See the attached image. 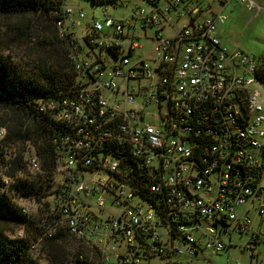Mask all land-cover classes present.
Listing matches in <instances>:
<instances>
[{"label": "built area", "instance_id": "built-area-1", "mask_svg": "<svg viewBox=\"0 0 264 264\" xmlns=\"http://www.w3.org/2000/svg\"><path fill=\"white\" fill-rule=\"evenodd\" d=\"M57 1L75 82L37 104L59 125L38 243L64 231L97 264H215L234 232L264 243V65L223 42L233 0H89L102 18L86 23ZM26 163L42 171L32 149Z\"/></svg>", "mask_w": 264, "mask_h": 264}, {"label": "trees", "instance_id": "trees-1", "mask_svg": "<svg viewBox=\"0 0 264 264\" xmlns=\"http://www.w3.org/2000/svg\"><path fill=\"white\" fill-rule=\"evenodd\" d=\"M57 5V0H0V126L6 130L0 137V242L5 245L0 264H36L30 252L42 226L22 212L16 195L33 194L42 201L49 194L55 171L51 139L59 125L37 104L39 99L59 97L75 82L68 49L54 23ZM30 149L41 162L38 174H28L25 153ZM5 176H17L16 181L4 188ZM18 221L21 235L4 242L5 228ZM69 236L60 231L41 243L49 242L52 248L71 238L79 253L72 264H97L96 247Z\"/></svg>", "mask_w": 264, "mask_h": 264}, {"label": "rangeland", "instance_id": "rangeland-1", "mask_svg": "<svg viewBox=\"0 0 264 264\" xmlns=\"http://www.w3.org/2000/svg\"><path fill=\"white\" fill-rule=\"evenodd\" d=\"M256 5H260L256 11L250 9L247 2L241 0H233L232 5L227 8L224 13L229 17L225 20V23L220 26V34L223 42L229 48H236L245 53H248L255 60L264 65V0H253ZM75 3H79L87 11V17L82 19L83 23H86L92 19V16L102 18V6L98 4H92L89 0H74ZM145 6L148 3L141 0ZM236 3V4H235ZM231 10V11H229ZM111 13L115 16H120L122 10H112ZM153 28L150 27V32ZM139 43H144L146 47L143 49L145 56L151 53V44L149 40H139ZM139 52V50H138ZM2 109H0V114ZM26 156V153H25ZM29 170V169H28ZM28 173V172H27ZM29 175L31 171L29 170ZM264 182V179L262 180ZM16 200L21 206L26 207L34 220H39L43 215L45 206L35 197H23L16 195ZM108 212V211H106ZM250 215L253 218V225L259 227L262 223V217L258 216L255 209L252 208ZM22 226L20 222H14L12 225H8L5 228L4 242H8L14 238L16 234L21 230ZM264 231V222L262 224ZM70 236L68 237V239ZM251 236L248 234L241 235L234 232L231 242L232 246L224 249L221 254L211 255L210 258L215 264H225L227 261H234L236 259L242 262L261 263L264 264V243L258 242L256 244H248ZM254 246V247H253ZM5 245L0 242V255L4 251ZM245 247L244 250H241ZM254 253H259L252 256V250ZM77 243L70 240H63L62 242L54 243L52 248L49 242L40 243L38 246L30 252V257L36 264H72L77 254Z\"/></svg>", "mask_w": 264, "mask_h": 264}, {"label": "crops", "instance_id": "crops-1", "mask_svg": "<svg viewBox=\"0 0 264 264\" xmlns=\"http://www.w3.org/2000/svg\"><path fill=\"white\" fill-rule=\"evenodd\" d=\"M260 6V5H259ZM259 253L257 254V257H258Z\"/></svg>", "mask_w": 264, "mask_h": 264}]
</instances>
